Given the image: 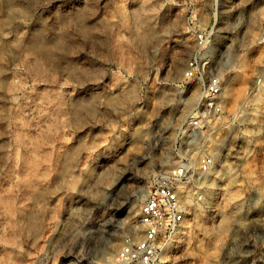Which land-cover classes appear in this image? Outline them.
<instances>
[{
    "label": "clouds",
    "instance_id": "clouds-1",
    "mask_svg": "<svg viewBox=\"0 0 264 264\" xmlns=\"http://www.w3.org/2000/svg\"><path fill=\"white\" fill-rule=\"evenodd\" d=\"M113 2L0 0V15L3 9L23 8L27 12V15L16 18L14 28L10 23L0 22V129L7 125L5 130L0 131V139L6 135L10 137L9 144H0V153H6L0 155V179L5 176V168L14 159L18 160V156L13 155L14 148L34 147V144L25 143L28 138L23 135L24 129L34 124L40 139L46 143L54 142L63 134L65 127L84 129L77 141L81 146L78 148L73 144L63 149L56 161V180L52 185L41 184V193L36 197L38 214L47 210V196L57 195L64 201L66 222L60 241L68 239L67 244L49 241L47 250L37 254L41 264H48L69 246L73 250L79 249L77 255L81 264H101L99 241L103 239L106 226L114 223V220H103L97 229L96 224L91 222L92 212L97 207H114L120 197L127 195V190H122L116 197L107 194L98 196L101 182L95 179L97 172L103 171L130 143L140 144L145 158L152 157L153 150L161 141L171 140L173 143L170 149L175 150L176 139L186 131L185 123L189 127L195 123L199 129L189 149L195 151L192 163L188 166L192 175L186 176L187 183H191L192 187L187 189L185 196L169 206V220L157 222L161 232L169 225L172 232L159 244H151L146 249L149 255L143 257L140 264H149V261L151 264L157 261L166 264L172 249L184 243V227L187 223L184 216L204 219L214 225L206 231L209 235L220 236L218 248L225 246V240L232 233L233 244L226 252L225 264H245L248 258H251V264H264V169L260 172L261 178H257L254 175L255 169L240 172L237 171V165L227 162V157L237 151L241 140L251 149H245V159L253 155V145L264 148V69L257 73L253 86L241 93L229 117L224 116L226 98L231 95V86L237 83L239 73L246 66V56L251 45L264 44V0H225L227 13L221 26L213 24L212 31L205 30L206 34L200 37L199 44L189 53V59L183 62L184 68L177 71L175 78L171 74L163 80L157 76L152 84H149V76L155 54L161 50L162 39L169 35L159 13L171 0H123L119 5L118 15L122 23L127 27L131 22L137 40L144 46L142 71L134 83L122 72L108 76L106 67L92 59L96 55V41L101 38L93 39V34L103 33L110 26L105 13ZM125 3L130 6L128 9L124 8ZM217 5L218 0H213L214 16ZM89 10L94 13L91 19ZM69 19L75 22L69 25ZM253 36L255 40H250ZM148 45H151L150 51L153 53L151 58L148 56ZM77 46L92 48L93 51L78 55ZM26 53L35 59V65L26 63ZM41 55L46 56L50 68L36 72L35 67L43 63L37 59ZM52 65L86 66L74 68L69 73L80 85V90L55 93V100L44 93L43 99H39L40 90L33 86V82L50 83L51 75L58 70ZM90 81L99 83L90 88ZM187 82H192V88L185 87ZM169 83L175 84V87H163ZM208 96L218 98L220 104L215 111L210 112L211 120L205 119L209 124L205 132L204 123L190 121L189 118L198 114L196 106ZM37 99L38 104L35 103ZM101 107L110 109L119 117L117 126H120L121 121H127L125 130L111 133V142L107 143L103 152L89 157L91 165L81 170L80 177L71 183H57L61 176L80 168V154L85 150L89 138L94 136V130L85 125L95 118ZM208 108L211 109L212 105L209 104ZM149 110L153 118H157L155 124L153 119L144 122ZM111 123L109 121V125ZM168 128L176 131L172 136L165 137ZM121 163L126 167L110 168L104 174V179L108 180L105 187L114 185L121 171H137V161L132 153H128ZM12 171L14 168H9V174ZM180 175L178 173L176 179ZM240 175L246 176L244 183L247 187H241L228 195L221 206L219 182L228 179V187L232 188L238 183ZM78 186L80 192L77 191ZM218 215H222V218L217 223ZM127 223L124 221L118 227L124 228ZM58 229L59 224L53 230ZM156 231L153 228V232ZM38 232L39 229L34 226L28 228L26 233H22L25 235L23 243L35 238ZM249 244L253 247L245 249V245ZM140 247L143 248L142 243ZM141 255L137 253V256ZM19 258L21 264H26L22 256Z\"/></svg>",
    "mask_w": 264,
    "mask_h": 264
},
{
    "label": "rangeland",
    "instance_id": "rangeland-1",
    "mask_svg": "<svg viewBox=\"0 0 264 264\" xmlns=\"http://www.w3.org/2000/svg\"><path fill=\"white\" fill-rule=\"evenodd\" d=\"M107 2V0H105ZM123 0H114L105 13V18L110 21V26L104 29L103 33H94L95 37H101L96 41V55L92 57L98 65H104L107 69L106 74L111 76L113 73L122 72L128 76L130 82H135L138 74L142 71L144 56L142 46L136 38L135 29L131 22L126 27L118 15L119 5ZM213 0H191V2L178 3L170 2L164 6L159 15L165 21V28L169 31V35L162 39L160 43V52L155 54L154 66L152 67L149 84L156 81L157 76L163 80L171 74L173 78L178 70L184 68V61L189 59V53H192L199 44L198 33L212 31V25L220 27L223 23L224 16L227 13L225 0H218L215 9V16L212 8ZM238 2V0H234ZM130 6L124 4V8ZM93 11L89 10L88 15L91 19ZM27 15L23 8L3 9L0 15V22L10 23L15 27V20L18 17ZM75 21L69 19V25ZM7 31V29H6ZM206 34V33H205ZM255 40V36L250 37ZM78 55L88 54L93 51L92 48L79 47ZM151 45L147 46L148 56L151 58L153 53L150 51ZM163 57V63H161ZM25 60L28 65H35L36 61L32 56L25 54ZM43 61L42 66H36V72L49 70L50 63L45 55L37 57ZM57 67V71L50 77L51 82L35 83L33 86L40 90V98L43 99L44 93L49 94V98L55 100V93L58 92H76L80 90V85L76 80L69 76V73L77 67H86L82 65H52ZM264 69V44L253 43L246 56V66L239 73L237 83L230 88L231 95L226 98L224 108L225 118L229 117V112L237 103L241 93L245 89H250L257 78V73ZM61 70L63 75H61ZM159 70V71H157ZM89 71H92L89 69ZM232 75H235L233 73ZM227 79V77H226ZM98 81H90L89 87H95ZM23 84V81H21ZM161 87V85H157ZM163 87L174 88L175 84L169 83ZM185 87L192 88V82H187ZM195 96V93H193ZM39 99L35 103H39ZM31 101V96H29ZM198 106V105H197ZM196 106V110H197ZM55 107V104H53ZM219 115V114H217ZM195 116L190 117L193 121ZM64 119V117H61ZM153 119L156 123L157 118H153V113L149 110L144 118V122ZM211 120L209 118H205ZM204 123L203 131L207 132L209 124ZM119 117L110 109L101 107L94 119H90L85 125L86 128L94 130V136L89 138L85 150L80 154V168L71 171L69 174L61 176L57 183L68 181L71 183L80 177L81 170L86 165H91L90 156H95L98 152H103L107 143L111 142V133L123 131L127 121H121L117 126ZM111 121V125H109ZM215 123V121H213ZM218 127V125H217ZM7 125H4L5 130ZM183 135L175 141V150H171L172 141H161L160 144L152 152V157L145 158L142 146L138 143H130L119 156H116L110 164L106 165L103 171H98L96 180L100 181L98 196L105 194L116 197L122 190H127V195L120 197L114 207L105 208L97 207L92 212V223L96 224L97 229L103 223V220L112 218L114 223L108 224L104 231L103 239L99 241V253L101 264H111L115 254L120 250L122 245L129 237L139 238L142 235L140 226V206L155 190L156 182L162 177L171 174L174 170H181L185 175L184 187L191 188L192 184L187 183L186 176L192 175V170L188 167L192 163L195 156L194 149L190 151L191 141L197 136L195 126L189 127L188 123L184 124ZM176 130L168 128L164 133L165 137H170ZM84 129L75 127H65L63 134L56 138L54 142H44L40 139L35 125L26 128L23 135L28 139L27 144H34L31 148H14L13 155L18 156V160L14 159L11 164L5 168V176L0 179V264H21L19 257H23L26 264H41V259L37 256L47 250L49 241H58L67 244L68 239L60 241L63 225L65 221V205L64 201L57 195H49L45 199L47 201V210L43 213L37 212L36 197L41 193V184L52 185L56 180L58 170L56 161L58 156L63 152L64 148L73 144L79 148L77 143ZM10 137L7 135L0 139V144H9ZM82 143V142H81ZM243 145V148L241 147ZM253 155L244 158V151L248 146L243 140L237 145V151L227 157V162L237 165V171L248 172L255 169V176L260 177V172L264 169V148L252 146ZM94 149V150H93ZM251 150V149H248ZM128 153H132L137 161V171H128L120 173L118 181L111 186L105 187L108 180L104 179V174L111 168L123 169L126 165L121 161ZM6 153H0L4 155ZM187 154V155H185ZM155 158V159H153ZM196 160L199 157H195ZM39 162V163H38ZM9 168H14L9 174ZM238 183L232 187H228V179L221 183L219 192V203L223 206L229 194L235 193L241 187H247L244 183L245 175H240ZM80 192V186L77 187ZM87 200V197H83ZM111 203V201H109ZM222 215L217 216V223ZM127 221L124 228L118 225ZM186 225L184 227V243L179 247H174L170 258L166 264H225V257L228 248L233 244L232 233L225 240V246L218 248L220 236L217 234L209 235L206 229L214 227V225L206 222L204 219H198L187 216ZM60 229L54 231L57 225ZM39 229L35 238L28 239L27 243H23L27 229L30 227ZM87 227V226H86ZM115 233V234H113ZM253 245H245V249L252 248ZM21 248L23 252H21ZM79 249L65 248L64 251L48 264H81L78 258ZM87 264V262H84ZM156 264H160L159 261ZM251 264V258L245 262Z\"/></svg>",
    "mask_w": 264,
    "mask_h": 264
},
{
    "label": "built area",
    "instance_id": "built-area-1",
    "mask_svg": "<svg viewBox=\"0 0 264 264\" xmlns=\"http://www.w3.org/2000/svg\"><path fill=\"white\" fill-rule=\"evenodd\" d=\"M171 2L186 3L191 2V0H171ZM203 35H205L204 32H199L198 39L200 40V37ZM218 96L219 93H217ZM209 104L212 105L211 109L208 108ZM219 104L220 100L218 98H213L212 96L206 97L202 103L198 104L196 110L198 114L195 115L193 121L201 123L202 119L209 118L211 116L210 112L215 111ZM192 125L195 126V123ZM178 173L181 175L179 179H176ZM184 182L185 175L181 170H174L171 174L162 176L156 182L155 190L140 206L142 235L139 238L129 237L115 254L111 264H140V260L149 255L146 249H149L153 243L159 244L165 236L172 232L171 225L161 232L159 230L160 225L157 222L161 220L167 222L171 215L169 206L187 194ZM178 215L183 214L178 213ZM186 218L187 216H184L185 220ZM153 228L157 229L155 233L153 232ZM141 243L143 244V248L140 247ZM137 253H142V255L137 256ZM149 264H151V261H149Z\"/></svg>",
    "mask_w": 264,
    "mask_h": 264
},
{
    "label": "bare ground",
    "instance_id": "bare-ground-1",
    "mask_svg": "<svg viewBox=\"0 0 264 264\" xmlns=\"http://www.w3.org/2000/svg\"><path fill=\"white\" fill-rule=\"evenodd\" d=\"M39 163V162H38ZM230 195V194H229ZM220 239V238H219ZM113 260V259H112Z\"/></svg>",
    "mask_w": 264,
    "mask_h": 264
}]
</instances>
